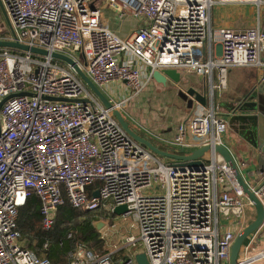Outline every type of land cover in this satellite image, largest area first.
<instances>
[{
    "label": "built area",
    "instance_id": "built-area-1",
    "mask_svg": "<svg viewBox=\"0 0 264 264\" xmlns=\"http://www.w3.org/2000/svg\"><path fill=\"white\" fill-rule=\"evenodd\" d=\"M226 5L256 6L257 25L213 29L211 9ZM262 6L263 0H3L0 42L66 55L101 91L125 83L120 101L104 93L123 115L155 84V73L207 78L211 108L193 101L170 144L187 153L212 151L203 166L166 163L124 131L71 66L0 48V264H62L26 248L20 210L36 195L49 233L66 204L87 210L88 189L97 183L100 206L130 220L137 236L109 252L78 244L66 264H137L140 253L149 264H230L253 205L214 151L229 126L212 99L226 89L231 69H264ZM105 7L140 18L141 25L123 39L105 24ZM251 190L264 206V181ZM118 206L127 212L116 216Z\"/></svg>",
    "mask_w": 264,
    "mask_h": 264
},
{
    "label": "crops",
    "instance_id": "crops-1",
    "mask_svg": "<svg viewBox=\"0 0 264 264\" xmlns=\"http://www.w3.org/2000/svg\"><path fill=\"white\" fill-rule=\"evenodd\" d=\"M103 13L105 24L107 25V27L123 39H127L132 36V34L141 25L139 23H132L128 31L126 32L123 31L125 29L123 23H125L127 19L131 17L129 14H120L110 7H105L103 9ZM0 14L4 18V20H6V14L3 9V0H0ZM210 16L213 29H246L254 27L258 23V10L256 13L255 8L251 5L215 6L211 9ZM262 18V27H264ZM112 21H116L119 25H114ZM2 30H4V27ZM182 79L184 80V82L180 84L185 85L187 87V91L190 89H194L204 94L207 98V105L209 108H211L209 80H207V78H200L194 73L185 74ZM263 79L264 69L253 67L231 69L229 71L226 89L220 92L217 91L213 94L214 97L212 100L215 111L218 113V115H220L221 118L227 120L228 116L232 115L233 112H236V110H238L243 104L246 103L247 98L250 97L253 92L260 86L259 84L263 81ZM214 80H217V78H215ZM154 85L157 91L162 93V91H165L166 87L174 86L175 84L170 78H167L164 84ZM115 89H117L116 83L111 84L106 89V95L114 101H120L121 99H123V96H126V94H124L121 97H117L114 94ZM254 101L259 104V111L251 112V114H259L261 110L264 111V93H259L257 99ZM187 107L188 106H186V108ZM187 109L189 110V108ZM127 112L128 111L125 107L124 116L130 123L132 121L133 124L131 123V126L133 128L141 131L143 135L151 138L157 145L169 148V152H178L179 149L174 148L173 145L170 144L177 133V128H173L172 132H170L171 129L165 127L159 128V126H157L155 130L149 127H142L134 118L129 117V113ZM180 112L183 118L187 116L188 112H185L184 114L182 111ZM181 114L178 115L179 119L182 118ZM190 115L191 112L189 113V116ZM221 141L222 146L226 147L230 151L248 186L252 189L257 185L262 184V182L264 181V155H261L259 154V152H257L256 156L252 146L242 138L238 131L233 130L232 128H230V126L228 132L222 135ZM247 216L248 219L250 218L249 224L255 220L256 210L253 206L248 207L246 210V227L249 225ZM224 224H227V222L224 221ZM260 254H264V223L259 230L253 233L244 242L243 247L239 252L238 260L240 263L244 264H264V257L258 259L255 262H250L251 259H253L254 257H258V255Z\"/></svg>",
    "mask_w": 264,
    "mask_h": 264
},
{
    "label": "water",
    "instance_id": "water-1",
    "mask_svg": "<svg viewBox=\"0 0 264 264\" xmlns=\"http://www.w3.org/2000/svg\"><path fill=\"white\" fill-rule=\"evenodd\" d=\"M264 22V14L262 18ZM0 48H9V49H17L25 52H31L34 55H40L44 57L50 56L51 58L61 61L65 64L71 66L78 76L86 83L88 88L100 99L103 105L107 109H112L113 104L110 102L108 97L86 76V74L79 68V65L70 57L59 54V53H49L48 51L38 49V48H30L26 45H21L19 43L13 42H0ZM170 78L174 84H180L181 75L174 71H168L163 73H155L154 79L155 84H164L166 79ZM260 86L253 92V94L247 98L245 104H243L236 112H233L232 115L228 116L227 122L230 128L242 136V138L247 141L252 148L254 149V153L257 156V152L259 154L264 155V111L261 110L259 114H251V112L259 111V104L254 100L257 99L259 93H264V79L259 84ZM24 95V94H22ZM190 95V96H189ZM188 103L191 106L193 101H196L198 104L202 106H206L207 98L204 94H199L196 90L190 89L188 91ZM51 100H62L58 98H52ZM5 102V101H4ZM2 102L0 104V109L3 105ZM112 114L117 119L121 127L124 131L136 142L145 146L148 150H150L153 154L163 159H167L173 163L188 164L192 166H203L205 155L212 151L211 146H205L203 148H199L190 153L185 152L181 149L178 152H169L167 150L162 149L161 146L157 145L153 140L143 134H140L137 129L131 126V123L125 118L123 113L119 110L113 108ZM214 151L221 155L227 163V166L232 170L234 174V178L238 183L239 187L242 189L247 198L252 202L254 209L256 210V218L250 223L245 229H243L236 240L231 249L230 255V264H241L238 260L239 252L243 247L244 242L257 230L261 228L264 223V206L261 201L257 198L254 192L250 189L246 181L244 180L240 169L231 155L230 151L222 146L216 145ZM100 193L99 190H95L92 193V202L87 207V210H95L100 208ZM127 212L126 206H118L114 209L113 213L116 216H121ZM97 228H100V224H97ZM137 264H149L148 259L145 254L140 253L135 256ZM244 264V263H243Z\"/></svg>",
    "mask_w": 264,
    "mask_h": 264
},
{
    "label": "rangeland",
    "instance_id": "rangeland-1",
    "mask_svg": "<svg viewBox=\"0 0 264 264\" xmlns=\"http://www.w3.org/2000/svg\"><path fill=\"white\" fill-rule=\"evenodd\" d=\"M251 6L255 8V12L257 13L258 8L254 5ZM263 14L264 6L262 8V16ZM112 23L114 25L117 24L116 21H112ZM132 23L141 24V20L140 18L134 19L131 16L125 23H123L125 28L123 31L127 32ZM118 25L119 24H117V26ZM180 82L182 83L184 80L181 79ZM116 87L117 89H115L114 94L117 97H121L126 94L125 83H116ZM188 91L185 85L175 84L174 86L166 87L165 91L160 93L157 91L154 83H151V85H149V87L144 90L141 95L134 98L127 104L126 110L128 111L127 113H129V117L134 118L142 127H149L155 130L156 127L159 126V128H170V132H172L173 128H178L180 123L187 121L189 113L192 110V107L188 103ZM102 92L107 94L106 90H103ZM197 92L202 94L199 91ZM186 106H188L187 108H189V110L186 108ZM180 111H182L183 114L188 112L187 116L183 118ZM179 114H181V117L184 120L182 118L179 119ZM164 161L166 163L170 162L167 159H164ZM100 208L103 215H98L99 219L95 222V226L100 224V228H97V233L98 238L102 242V247L100 250H97L98 252L116 251L124 246L125 238L137 236V230L133 227V224L130 220L127 221L114 216H105V213H107L105 209V203H103ZM249 222L250 218L248 219V224ZM32 244L35 245L36 241H32ZM137 249L139 250L140 247H137Z\"/></svg>",
    "mask_w": 264,
    "mask_h": 264
},
{
    "label": "trees",
    "instance_id": "trees-1",
    "mask_svg": "<svg viewBox=\"0 0 264 264\" xmlns=\"http://www.w3.org/2000/svg\"><path fill=\"white\" fill-rule=\"evenodd\" d=\"M137 131L142 134L141 131ZM162 149L169 151L167 147H162ZM99 186V183H97L88 189L89 199L92 198V193ZM101 213V208L91 211L77 210L66 204L58 212L55 227L51 232L47 233L42 228L40 202L35 195L21 208L18 227L21 239L24 241L27 249L33 251L38 256L48 257L55 263L66 264L69 252L78 244H86L94 251L100 250L102 242L98 238L95 222L99 219L98 215H103ZM107 215L109 213H105V216ZM69 232L73 234L72 239H68L67 237ZM34 240L36 241L35 245L32 244ZM61 242H63L62 246L60 245ZM46 244H48V247L45 248Z\"/></svg>",
    "mask_w": 264,
    "mask_h": 264
}]
</instances>
